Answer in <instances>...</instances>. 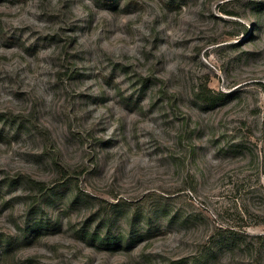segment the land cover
<instances>
[{
	"label": "rangeland",
	"instance_id": "rangeland-1",
	"mask_svg": "<svg viewBox=\"0 0 264 264\" xmlns=\"http://www.w3.org/2000/svg\"><path fill=\"white\" fill-rule=\"evenodd\" d=\"M0 264H264V0H0Z\"/></svg>",
	"mask_w": 264,
	"mask_h": 264
},
{
	"label": "trees",
	"instance_id": "trees-1",
	"mask_svg": "<svg viewBox=\"0 0 264 264\" xmlns=\"http://www.w3.org/2000/svg\"><path fill=\"white\" fill-rule=\"evenodd\" d=\"M196 97L203 103L208 104V105H212L217 103L219 100L222 99V95L219 92L214 91L213 88L207 86V85H201L197 91H196ZM31 181L37 185L38 189L40 191H43L45 189V182L42 180H36V179H31ZM92 236H94V234H92ZM97 237V236H96ZM129 242H132L133 236L130 235L129 236ZM132 237V238H131ZM237 236L230 234V238L232 239H236ZM123 237L122 236H116V235H112L110 233H106L105 236H103V238H101V242L105 243V244H114V245H118L119 242L121 241ZM128 242V241H127ZM178 262V261H177Z\"/></svg>",
	"mask_w": 264,
	"mask_h": 264
}]
</instances>
